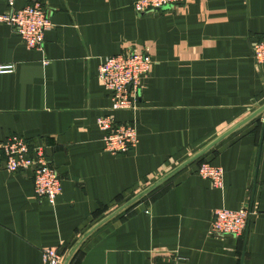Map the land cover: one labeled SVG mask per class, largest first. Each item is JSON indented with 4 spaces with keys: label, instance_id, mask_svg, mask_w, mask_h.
Returning a JSON list of instances; mask_svg holds the SVG:
<instances>
[{
    "label": "crops",
    "instance_id": "0c3cea01",
    "mask_svg": "<svg viewBox=\"0 0 264 264\" xmlns=\"http://www.w3.org/2000/svg\"><path fill=\"white\" fill-rule=\"evenodd\" d=\"M35 1L53 23L42 48L0 21V63L15 64L0 73V264H45V247L65 260L77 246L70 264H264L263 115L182 166L264 104V62L252 54L264 0H187L144 14L135 0L17 6ZM131 49L147 50L152 68L138 108L113 109L98 68ZM104 115L136 126L129 152L105 149ZM13 135L48 147L62 178L55 204L36 196L31 172L5 169L1 144ZM200 159L224 168L223 188L198 174ZM244 206L252 215L241 236L211 233L215 209Z\"/></svg>",
    "mask_w": 264,
    "mask_h": 264
},
{
    "label": "built area",
    "instance_id": "2783aa9c",
    "mask_svg": "<svg viewBox=\"0 0 264 264\" xmlns=\"http://www.w3.org/2000/svg\"><path fill=\"white\" fill-rule=\"evenodd\" d=\"M18 0H6L7 11L0 14V21L6 22L20 35L26 46L42 48L47 31L52 26L51 11L40 1L19 7ZM187 0H135L134 8L144 14L150 11L177 7ZM254 59L264 62V37L252 49ZM44 63L49 61L44 59ZM152 68V56L144 49L126 50L101 59L98 75L105 88L110 91L113 109L135 111L139 106L143 79ZM15 71L14 63H0V73ZM97 125L104 132L105 149L117 155L129 152L139 141L134 124L118 122L110 115L99 116ZM5 169L9 172L32 173L34 191L37 197L55 204L62 192V178L51 164L48 147L31 144L24 137L13 135L2 141ZM198 174L211 181L216 188L224 187V168L203 161L198 166ZM252 215L248 206L239 209L217 208L214 210L210 231L218 236H241ZM45 264H63L64 255L58 247H45L42 251ZM176 264H186L183 257H176Z\"/></svg>",
    "mask_w": 264,
    "mask_h": 264
},
{
    "label": "water",
    "instance_id": "95a60500",
    "mask_svg": "<svg viewBox=\"0 0 264 264\" xmlns=\"http://www.w3.org/2000/svg\"><path fill=\"white\" fill-rule=\"evenodd\" d=\"M258 115H263V123H264V104H262L260 107H258L257 109H255L252 113H250L248 116H246L241 121H239L238 123H236L230 129H228L227 131H225L224 133H222L221 135H219L217 138H215L213 141H211L208 145H206L203 149H201L200 151H198L196 154H194L193 156H191L187 161H185L182 164V166L188 165L192 161H195L196 159H198L201 156H203L206 152H208L211 148H213L215 145H217L224 138H226L229 135H231L238 128H240L241 126H243L247 122L251 121L252 119H254L255 117H257ZM263 138H264V126H263V129H262V132H261L260 149H259V151L261 150ZM166 179H167V177H164V178L160 179L157 183H155L154 185H152L149 189H146L143 192V194L149 193L155 187H157L158 185H160L161 183H163ZM137 199H138V197H136L134 200H137ZM129 204H131V203L124 204L123 206H121L120 208H118L116 211H114L110 215H108L106 218H104L103 220H101L99 223H97L86 235H84V237H83L82 240H84L89 234H91L99 226H101L102 224H104L105 222H107L108 220H110L111 218H113L114 216H116L119 212H121L122 210H124L125 208H127L129 206ZM77 248H78V246L76 247V249ZM76 249H74L71 253H69V255L64 260L63 264H70V262L72 260V257L74 255ZM242 264H243V260H242Z\"/></svg>",
    "mask_w": 264,
    "mask_h": 264
},
{
    "label": "trees",
    "instance_id": "16d2710c",
    "mask_svg": "<svg viewBox=\"0 0 264 264\" xmlns=\"http://www.w3.org/2000/svg\"><path fill=\"white\" fill-rule=\"evenodd\" d=\"M202 159H200V162H201Z\"/></svg>",
    "mask_w": 264,
    "mask_h": 264
}]
</instances>
